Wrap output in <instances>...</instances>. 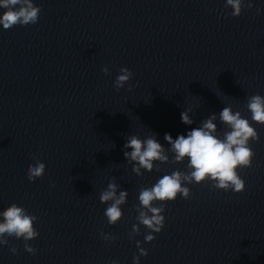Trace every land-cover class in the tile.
Returning a JSON list of instances; mask_svg holds the SVG:
<instances>
[{"label": "clouds", "instance_id": "9594fccd", "mask_svg": "<svg viewBox=\"0 0 264 264\" xmlns=\"http://www.w3.org/2000/svg\"><path fill=\"white\" fill-rule=\"evenodd\" d=\"M224 7L232 9L227 15L239 17L244 9H251L253 4L251 0H226ZM0 9H3L0 13V25L4 30L18 25H34L39 21L41 13V8L33 0H0ZM260 12L261 9L257 8V15ZM102 71L106 75L111 74L106 66ZM132 77L133 73L128 68H121L114 81V88L117 91L123 89ZM128 90L131 91V86ZM245 106L251 113V121L264 125V96H249ZM190 111L191 109L181 112V120L186 125L194 123L189 115ZM216 120L217 115L213 113L199 127L192 128L186 135L181 134L175 139L171 134L165 133L164 140L170 146L167 149L157 140L155 134L143 139L138 134L126 138L123 154L137 176H142L144 171L159 172L161 169L156 162L178 164L187 161L186 171L174 170L171 174L162 175L151 187L139 189V204L135 207L138 223L132 226L130 239L140 234L142 225L147 230L144 241L151 243L155 239L152 233H159L164 227L165 205L174 202L178 197L185 200L190 198L191 190L186 184L210 182L215 190H231L234 193L245 190V181L239 175V170L252 166L255 153L250 144L259 141V134L252 122L243 117L239 110L234 112L231 105L225 106L219 112V120L229 129L224 132L223 137L217 134ZM169 153L172 154L171 159ZM32 160L34 163L29 164L26 173L29 181L41 178L46 169V165L37 156L33 155ZM128 195V191L121 190L115 177L101 191L99 200L107 205L104 215L109 225H115L123 218L121 206L127 202ZM37 219L34 214L16 203L0 211V245H8V238L14 237L23 241L26 252L35 255L37 250L29 241L39 236L35 226ZM100 235L105 242L116 239L112 234L101 232ZM136 245L139 255L133 257V264H140V256H147L148 252L141 247L140 241H136ZM9 250L14 254L17 252L15 247L10 246ZM110 264H118V261L113 260Z\"/></svg>", "mask_w": 264, "mask_h": 264}]
</instances>
